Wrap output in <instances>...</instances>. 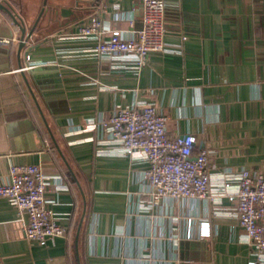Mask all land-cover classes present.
Segmentation results:
<instances>
[{
    "label": "crops",
    "instance_id": "0c3cea01",
    "mask_svg": "<svg viewBox=\"0 0 264 264\" xmlns=\"http://www.w3.org/2000/svg\"><path fill=\"white\" fill-rule=\"evenodd\" d=\"M43 1L8 0L32 33L21 51L19 29L0 12V39L10 41L0 44V186L10 165H38L53 179L47 205L68 233L44 245L27 240L26 214L0 197V264H248L253 249L223 194L162 199L141 213L147 164L96 145L88 124L152 103L169 139L191 134L194 153L208 149L212 195L221 194L222 173L264 174V0H163L164 41L179 52H151L138 67L99 56L98 40L76 33L96 16L130 35L141 26V0ZM27 55L36 67L26 69ZM187 217L192 237L167 243L172 228L183 235ZM202 222L209 235L199 239Z\"/></svg>",
    "mask_w": 264,
    "mask_h": 264
},
{
    "label": "built area",
    "instance_id": "2783aa9c",
    "mask_svg": "<svg viewBox=\"0 0 264 264\" xmlns=\"http://www.w3.org/2000/svg\"><path fill=\"white\" fill-rule=\"evenodd\" d=\"M129 24L133 27L132 21ZM76 34L98 40L99 56L110 60L129 59L137 67L151 52H179L178 46L164 41L163 0H141V26L131 30L130 35L119 29L106 30L96 16L80 24ZM9 42L0 39V44ZM25 60L26 69L36 67L30 64L28 55ZM167 120L154 104L145 103L139 107H116L106 117L89 120L88 128L96 132V145L107 143L113 148V154L147 164L140 176L147 186L138 208L141 213L150 212L162 199L218 202L223 194L233 203L244 240L253 249V258L248 264H264V174L244 169L222 173L216 178L221 194L212 195L208 149L201 146L194 153L197 140L191 134L169 139ZM52 182L38 165H10L8 182L0 186V197L8 199L28 217L23 227L25 238L40 245L55 238L67 239L66 227L56 221L55 213L47 205L45 195ZM193 221L192 217L184 219L183 235L180 228L174 227L164 237L165 241L175 247L181 238L190 239ZM208 235V223H200L198 238Z\"/></svg>",
    "mask_w": 264,
    "mask_h": 264
},
{
    "label": "water",
    "instance_id": "95a60500",
    "mask_svg": "<svg viewBox=\"0 0 264 264\" xmlns=\"http://www.w3.org/2000/svg\"><path fill=\"white\" fill-rule=\"evenodd\" d=\"M97 1L98 0H96L95 3H97ZM46 2L47 0L43 1L44 6L46 5ZM43 11L44 9L42 8L41 14L43 13ZM0 12L5 13L11 19L12 23L19 29L18 49L19 51H21V49L25 47L27 42L30 40L32 33L29 32L26 34V28L24 26L22 19L18 16V14L9 4L8 0H0ZM62 13H65V10H62ZM27 219H26V222H27Z\"/></svg>",
    "mask_w": 264,
    "mask_h": 264
}]
</instances>
